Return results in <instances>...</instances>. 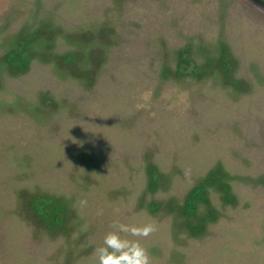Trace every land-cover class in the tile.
<instances>
[{
    "label": "rangeland",
    "instance_id": "obj_1",
    "mask_svg": "<svg viewBox=\"0 0 264 264\" xmlns=\"http://www.w3.org/2000/svg\"><path fill=\"white\" fill-rule=\"evenodd\" d=\"M259 8L0 0V264H97L148 221L152 264H264Z\"/></svg>",
    "mask_w": 264,
    "mask_h": 264
},
{
    "label": "clouds",
    "instance_id": "obj_2",
    "mask_svg": "<svg viewBox=\"0 0 264 264\" xmlns=\"http://www.w3.org/2000/svg\"><path fill=\"white\" fill-rule=\"evenodd\" d=\"M79 204L84 207L87 200L81 199ZM111 227L112 230L104 235L103 243L94 250L97 264H152L150 251L141 241L159 230L156 222H113Z\"/></svg>",
    "mask_w": 264,
    "mask_h": 264
},
{
    "label": "flooded vegetation",
    "instance_id": "obj_3",
    "mask_svg": "<svg viewBox=\"0 0 264 264\" xmlns=\"http://www.w3.org/2000/svg\"><path fill=\"white\" fill-rule=\"evenodd\" d=\"M249 3L258 5L260 7L259 9L264 13V0H249Z\"/></svg>",
    "mask_w": 264,
    "mask_h": 264
}]
</instances>
